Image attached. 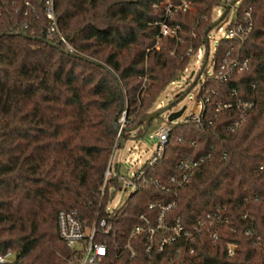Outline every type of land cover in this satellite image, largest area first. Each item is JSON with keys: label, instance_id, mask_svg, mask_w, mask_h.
<instances>
[{"label": "trees", "instance_id": "trees-1", "mask_svg": "<svg viewBox=\"0 0 264 264\" xmlns=\"http://www.w3.org/2000/svg\"><path fill=\"white\" fill-rule=\"evenodd\" d=\"M166 1L178 0H55L70 52L48 32L43 0H0V252L15 251L14 259L0 264H69L77 251L58 232L63 208L75 210L84 227L102 217L112 223L109 233L99 229L94 236L107 245L98 264H264V0H239L236 16L241 19L249 9L251 30L243 41L220 39L215 50L218 62L232 44L248 56V68L224 82L206 81L216 93L203 124L171 122L162 155L143 164L144 178L113 213L107 209L113 188L121 187L117 176L103 187L115 141L151 112L161 91L184 70L189 46L205 45L207 51L213 6L229 9V0H190L192 12L176 10L167 17L161 6ZM164 20L180 23L182 40L161 36L154 47ZM172 49L183 57L176 60ZM206 57L207 52L202 69ZM234 88L255 104L245 123L228 132L224 126L236 111L213 115V100L230 98ZM120 104L128 122L117 136ZM150 123L141 122L136 134ZM184 153L211 157L180 188L162 189ZM151 201L173 204L164 216L168 228L156 231L148 252L146 233L132 236L130 256L123 245L133 226L146 223L140 214L157 224L160 206L148 205ZM218 204L226 207L229 221L216 244L206 225L184 234ZM177 217L181 235L159 249V236L172 232Z\"/></svg>", "mask_w": 264, "mask_h": 264}, {"label": "built area", "instance_id": "built-area-1", "mask_svg": "<svg viewBox=\"0 0 264 264\" xmlns=\"http://www.w3.org/2000/svg\"><path fill=\"white\" fill-rule=\"evenodd\" d=\"M55 0H43L42 6L44 10V15L46 17L48 23V32L53 34H57L59 39L66 45V49L70 52L74 51L73 46L69 43V41L63 36L59 29V23L57 22L56 16V8L54 6ZM164 8L165 15L167 17H171L172 14L176 10H181L183 12L191 11L194 6L190 0H178L175 3L166 1L161 5ZM235 9V16L232 18L225 27L221 25V20L224 18L222 17L215 25L217 26V31L222 34V38H236L240 41H243L244 38L247 37L249 34L248 32L251 30L252 21L249 17V9H245L243 14L241 15V19L236 16ZM181 25L180 23L176 22L175 24L169 23L167 21H160V28L159 34L156 35V42L154 47H159L161 36H167L173 39L176 43L182 40V36L180 35ZM192 35H195L193 32ZM208 35V33H207ZM196 36V35H195ZM221 38V39H222ZM219 42V40H218ZM217 42V44H218ZM217 44L214 48V54L212 56V71L210 74H206L204 80L202 81L200 89L195 94V106L193 110L184 117L183 121L185 122H193L195 124L201 125L203 124V114L207 109V104L210 103L211 93H216V89H210L206 84L211 77L219 82L227 81L228 78L235 72V71H243L244 69L248 68V56L242 55L238 48H235L232 44L227 47L225 50V55L222 57L221 60L218 62L215 59V50ZM202 45L194 47L189 46L184 52L192 56H196V60L200 58H204V54L201 50ZM209 35L207 38V57L209 54ZM169 53L173 54L176 60H180L183 55L182 54H175L174 49H172ZM207 57L205 64L207 62ZM204 64V66H205ZM173 82V81H171ZM148 83V77L145 74L140 85V92L143 93L146 89V85ZM231 97L228 99H214V114L216 115L217 112L223 109L233 108L236 111V117L229 122L228 125L224 126L226 131H235L239 127H241L245 121L246 116L250 109L254 106L255 101L252 98L248 97H240L237 95L236 89L234 88L230 92ZM161 107V104L158 105ZM119 123V128L117 129V136L120 135L122 129L124 128L125 124L128 122L126 118V109H123L118 116L117 120ZM212 120H208V124H210ZM171 125L166 123L162 124V126L155 129L152 133V136L156 138V144L154 151L149 159L146 160L149 164L155 162L162 154L163 148L165 143L168 140V134L170 131ZM194 142V141H192ZM119 144L118 139L115 141V146ZM211 157V153L207 156H197L193 157L187 153H184L180 159L177 160L174 167L177 170L176 173H171L166 183H164L161 188L162 189H177L184 185L190 177L196 171L195 169L199 164L203 161ZM145 162V163H146ZM116 163V162H115ZM112 158L109 159L106 168L104 170V182L103 187L106 184L107 180L112 178L113 176H117L121 181V186L124 188H129L134 190L137 186V182L144 178L145 170L143 165L135 171L130 177H125L120 175L117 172L118 164L116 168H114V164ZM144 163V164H145ZM261 167V166H260ZM156 181H159L156 179ZM120 188V187H119ZM148 205L155 206L159 205L160 210L156 215V226H152L149 222H147V218L144 214H140V217L146 222L144 225L136 224L131 229L130 235L128 237V241L123 245L124 248L130 249V256L135 254V249L130 247V238L137 233L145 232L147 235L148 242L145 247V251L148 252L151 247L153 246L155 239V233L159 228H168L165 221L164 216L165 212L168 208H170L173 204L167 203L164 205H160L159 202H150ZM108 206V204H107ZM110 213H113V210L107 207ZM226 207L224 205L218 204L215 209L211 212L206 213L204 216L198 217V221L193 224L192 231L184 230L185 235L193 234L199 232L203 225H206L208 228V237H210L213 244H216L219 237V229L223 224H226L229 219L225 214ZM57 225H58V232L60 237L63 241L67 242L70 247L76 249L77 253L74 256V259L69 261V264H98L101 256L105 255L107 252V245L104 242H95L94 236L101 229L105 233H109L113 230L112 223H110L106 218L102 217L97 222H94L92 226L84 227L83 224L76 217L75 210H66L61 209L57 213ZM183 226L180 224L179 217L175 218V224L171 226L172 232L169 234L161 235L158 238V248L162 249L165 244H168L175 239L177 236H180L182 233ZM250 232V227L246 230L248 234ZM76 244H78L76 246ZM227 252L230 255H233L234 252V243H227ZM15 251L8 250L5 253L0 252V262L11 261L14 259Z\"/></svg>", "mask_w": 264, "mask_h": 264}, {"label": "rangeland", "instance_id": "rangeland-1", "mask_svg": "<svg viewBox=\"0 0 264 264\" xmlns=\"http://www.w3.org/2000/svg\"><path fill=\"white\" fill-rule=\"evenodd\" d=\"M239 3V0H229L228 10L223 15L221 20V25H225L235 16V9ZM193 10V9H192ZM189 11V12H192ZM224 9L221 6H213L209 18L211 20H216L221 16ZM209 35V54L207 57V62L204 69L201 68L202 58L196 60V56H189V60L186 64L184 70L177 76L173 82L168 83L165 88L161 91L159 96L153 103L151 112L159 109L158 105L164 106L169 102L174 103L170 109L164 111L161 115L152 118L148 128L140 135L136 134V130L129 128L130 132L127 136L119 137V145H117L111 154L113 163L118 164L117 172L125 177H130L135 171H137L147 159H149L154 151L156 138L152 136L155 129L166 123L168 125L173 123H179L183 121L184 117L187 116L195 106V94L200 89L202 81L206 74H210L212 71V56L214 54V48L222 38V34L217 31V26L213 25L208 31ZM201 50L203 54H206V46L202 45ZM201 70V71H200ZM180 97V99H178ZM176 99H178L177 102ZM186 105V108L181 115L178 116L174 121L167 120V114L170 111H176ZM161 108V107H160ZM113 197L108 203L109 209L113 210L123 203L132 189L124 188H113ZM78 244H76L77 246Z\"/></svg>", "mask_w": 264, "mask_h": 264}, {"label": "water", "instance_id": "water-1", "mask_svg": "<svg viewBox=\"0 0 264 264\" xmlns=\"http://www.w3.org/2000/svg\"><path fill=\"white\" fill-rule=\"evenodd\" d=\"M224 14H225V12H223V13L221 14V16H219L218 19L214 20V21L209 25V27H211V26H213L214 24H216V23L222 18V16H223ZM178 99H180V97H178ZM178 99H176V101H174V102H177ZM173 104H174V103L169 102L168 104H166V105H164V106H161V108H159V109H157V110H154V111L148 113L147 115H145L144 118L140 119V120H139L140 122H138L135 126H133L132 129H135V128H136L141 122H143V121H144V122H145V121H146V122H150V120H151L152 118H154V117H156V116H159V115H161L164 111H167L168 109H170L171 106H172ZM120 105H121V107H120V111H122V109H123V105H122V104H120ZM185 108H186V105H183L181 108H179V109L176 110V111H170V112L167 114V120H168V121H174L175 119L178 118L179 115L182 114V112L184 111ZM115 119H116V116H115V118H114V122H115V127L118 129L120 125H119V123H118ZM147 128H148V125L145 126L144 131H145ZM116 166H117V163L114 164V168H116Z\"/></svg>", "mask_w": 264, "mask_h": 264}]
</instances>
